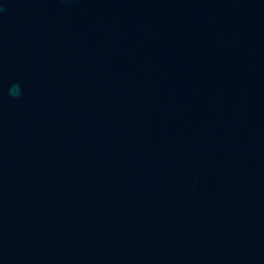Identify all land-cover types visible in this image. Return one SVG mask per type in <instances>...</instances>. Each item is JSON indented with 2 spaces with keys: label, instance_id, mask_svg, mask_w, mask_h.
<instances>
[{
  "label": "water",
  "instance_id": "obj_1",
  "mask_svg": "<svg viewBox=\"0 0 264 264\" xmlns=\"http://www.w3.org/2000/svg\"><path fill=\"white\" fill-rule=\"evenodd\" d=\"M0 264H264V0H0Z\"/></svg>",
  "mask_w": 264,
  "mask_h": 264
},
{
  "label": "clouds",
  "instance_id": "obj_2",
  "mask_svg": "<svg viewBox=\"0 0 264 264\" xmlns=\"http://www.w3.org/2000/svg\"><path fill=\"white\" fill-rule=\"evenodd\" d=\"M9 95L12 97H19L20 95H22V92H21L19 85H13L9 89Z\"/></svg>",
  "mask_w": 264,
  "mask_h": 264
}]
</instances>
